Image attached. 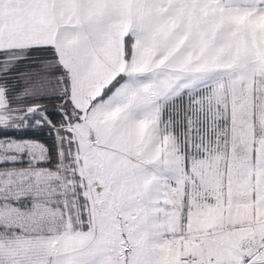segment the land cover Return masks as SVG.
<instances>
[{"label":"snow or ice","instance_id":"1","mask_svg":"<svg viewBox=\"0 0 264 264\" xmlns=\"http://www.w3.org/2000/svg\"><path fill=\"white\" fill-rule=\"evenodd\" d=\"M0 264H264V0H0Z\"/></svg>","mask_w":264,"mask_h":264}]
</instances>
